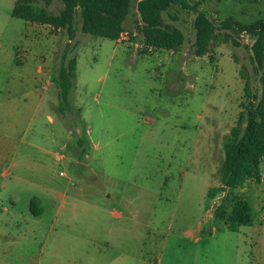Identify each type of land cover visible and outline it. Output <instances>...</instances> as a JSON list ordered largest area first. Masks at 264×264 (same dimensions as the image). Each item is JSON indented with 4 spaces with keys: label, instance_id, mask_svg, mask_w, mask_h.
<instances>
[{
    "label": "rangeland",
    "instance_id": "1",
    "mask_svg": "<svg viewBox=\"0 0 264 264\" xmlns=\"http://www.w3.org/2000/svg\"><path fill=\"white\" fill-rule=\"evenodd\" d=\"M14 2L0 0V223L35 230L24 247L34 264L51 260L39 229L52 224L58 264H264V159L260 184L236 190L252 208L251 226L229 232L213 215L222 194L207 198L245 101L239 72L260 94L250 40L229 32L224 41L217 31L196 58L195 15L173 7L162 18L183 45L153 50L135 27V0L116 41L82 34L77 18L67 57L76 60L72 110L63 116L53 78L68 36L12 18ZM203 6L215 24L264 17V0ZM60 9L53 2L47 12ZM29 211H44L37 229L8 215Z\"/></svg>",
    "mask_w": 264,
    "mask_h": 264
},
{
    "label": "trees",
    "instance_id": "2",
    "mask_svg": "<svg viewBox=\"0 0 264 264\" xmlns=\"http://www.w3.org/2000/svg\"><path fill=\"white\" fill-rule=\"evenodd\" d=\"M133 0H15L10 16L28 23L49 26L63 30L68 43L55 69L53 82L57 91L58 110L64 116L71 112L69 101L74 86L76 60L68 59L70 42L74 38L77 18L82 34L116 41L125 33L124 22L130 15ZM138 21L135 27L142 37V44L153 50L170 52L180 51L184 35L176 28L166 25L162 15L175 7L180 12L194 14L193 29L195 40L193 55L203 58L210 44L216 39L217 31L223 34V40L233 35H244L250 40L251 63L259 75L260 94H252L247 78L239 72L243 80L245 101L241 104L235 126L222 142L223 159L218 170V185L210 188L207 198L212 200L222 194L213 211L214 218L223 221L229 232L252 225V208L246 199L236 194V190L253 183L261 182V163L264 159V17H256L247 23H240L234 17L227 16L215 24L208 16L203 4L208 0L189 2L188 0H135ZM230 1V0H217ZM244 0H239L242 3ZM61 4L57 15L47 12L53 3ZM236 46L238 44L234 42ZM81 146V141L78 140ZM36 203L32 199L30 206ZM32 212V209H30ZM33 213V212H32Z\"/></svg>",
    "mask_w": 264,
    "mask_h": 264
},
{
    "label": "crops",
    "instance_id": "3",
    "mask_svg": "<svg viewBox=\"0 0 264 264\" xmlns=\"http://www.w3.org/2000/svg\"><path fill=\"white\" fill-rule=\"evenodd\" d=\"M244 188L240 189L243 190ZM57 198V194H56ZM38 199L39 198H33ZM45 202L50 200V197L45 194L44 195ZM40 202V201H39ZM42 203V202H40ZM61 204V202H60ZM62 208L61 205L57 206V209H59V214L55 213L53 216V222H55V219L57 218V215H60V209ZM44 214V211H41L36 215H33L30 211L27 213H21V214H14L12 212H9L8 215L17 219H20L21 221H24L26 225L34 226L32 228L37 229L35 226L38 225V219L42 217ZM60 218V217H59ZM11 226L13 224H10ZM19 223L14 224L13 227H8L7 224L0 223V238H2L5 242L4 246L2 247L0 251V264H34L35 259L29 258V255L24 250V247L30 244V241L35 240V230H31V232H19ZM53 224L48 227L46 234L44 235L41 233V229H39L40 235L39 238L42 240L44 239V242L46 240L52 241V251L50 254L51 260L47 262V264H58L60 252H59V246H60V233L53 232ZM37 238V236H36ZM25 251V253L23 252Z\"/></svg>",
    "mask_w": 264,
    "mask_h": 264
},
{
    "label": "built area",
    "instance_id": "4",
    "mask_svg": "<svg viewBox=\"0 0 264 264\" xmlns=\"http://www.w3.org/2000/svg\"><path fill=\"white\" fill-rule=\"evenodd\" d=\"M60 175L62 176L63 174H62V173H60Z\"/></svg>",
    "mask_w": 264,
    "mask_h": 264
}]
</instances>
